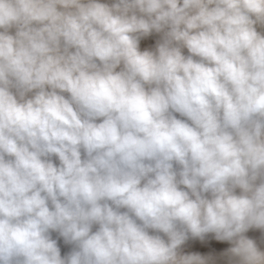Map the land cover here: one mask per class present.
I'll list each match as a JSON object with an SVG mask.
<instances>
[{
  "label": "clouds",
  "instance_id": "clouds-1",
  "mask_svg": "<svg viewBox=\"0 0 264 264\" xmlns=\"http://www.w3.org/2000/svg\"><path fill=\"white\" fill-rule=\"evenodd\" d=\"M250 229L264 0H0V264H264Z\"/></svg>",
  "mask_w": 264,
  "mask_h": 264
},
{
  "label": "bare ground",
  "instance_id": "bare-ground-1",
  "mask_svg": "<svg viewBox=\"0 0 264 264\" xmlns=\"http://www.w3.org/2000/svg\"><path fill=\"white\" fill-rule=\"evenodd\" d=\"M102 2H110V0H102ZM14 32V29L12 30ZM160 39V34H156L153 33L151 36L146 37L144 39L141 40V50H144L145 48H154L155 47V43L156 41ZM185 54L187 55V50H184ZM58 162V161H57ZM239 191V190H238ZM259 231V229H250L246 235L252 236L253 233H256V235L258 234L257 232ZM261 234V233H260ZM259 234V235H260ZM264 234V231L263 233ZM255 235V234H254ZM253 236L254 238L256 237ZM258 236V235H257ZM262 238H259V236L256 239L262 240H255L258 244V246L263 247L264 246V235H260ZM253 237H250L251 239H253ZM218 243V245H216ZM221 243V244H219ZM218 246V247H215ZM232 245L230 242L227 241H217L214 239V237L209 234V236H207L205 238L204 241H200V240H189L185 243V245L182 246V251L185 254L188 253H193V252H197L200 255L203 256H208V257H212L213 260L215 261V264H227V258L223 255V253L226 252V250L228 248H230ZM262 250H264V248H261Z\"/></svg>",
  "mask_w": 264,
  "mask_h": 264
},
{
  "label": "built area",
  "instance_id": "built-area-1",
  "mask_svg": "<svg viewBox=\"0 0 264 264\" xmlns=\"http://www.w3.org/2000/svg\"><path fill=\"white\" fill-rule=\"evenodd\" d=\"M53 238H56V234L53 233ZM58 244L61 247V254L64 255L70 250V245H65L62 238L58 240Z\"/></svg>",
  "mask_w": 264,
  "mask_h": 264
},
{
  "label": "rangeland",
  "instance_id": "rangeland-1",
  "mask_svg": "<svg viewBox=\"0 0 264 264\" xmlns=\"http://www.w3.org/2000/svg\"><path fill=\"white\" fill-rule=\"evenodd\" d=\"M257 233H258L257 235L259 236V238H262L260 235H262V236L264 235V234H262V233H263L262 230H259ZM260 233H261V234H260ZM254 234L256 235V233H253V235H252V236H249V238L255 236ZM259 234H260V235H259ZM257 235H256L255 238L253 237V239H255V240H259V239H256V238L258 237ZM263 237H264V236H263ZM262 239H263V238H262ZM259 241H262V240H259ZM259 241H257V242H259ZM259 243H260V242H259ZM219 244H221V243H219ZM216 245H218V243H217ZM215 247H218V246H215ZM261 248H264V246L261 247Z\"/></svg>",
  "mask_w": 264,
  "mask_h": 264
}]
</instances>
